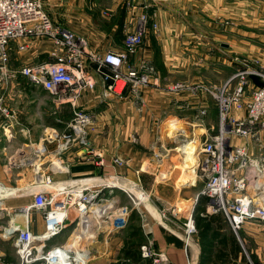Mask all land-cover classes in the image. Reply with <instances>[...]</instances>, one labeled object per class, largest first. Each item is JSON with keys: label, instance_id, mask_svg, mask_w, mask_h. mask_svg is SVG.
Here are the masks:
<instances>
[{"label": "built area", "instance_id": "built-area-1", "mask_svg": "<svg viewBox=\"0 0 264 264\" xmlns=\"http://www.w3.org/2000/svg\"><path fill=\"white\" fill-rule=\"evenodd\" d=\"M148 20L147 15L141 17L137 28L126 34L122 49L93 51L88 48L83 36L55 23L44 10L42 0H0V86H8L18 75H22L35 87L47 91L56 109L68 104L73 109V115L64 123L63 130L50 127L38 141L32 140L27 133L28 141L18 147L5 163L10 172L13 168L30 164L34 166L36 176L40 174L38 177H42L41 181L45 183L44 189L29 192L32 203L24 206L27 213L26 217L22 216L25 226L16 224L20 219H12L16 228L8 236L4 234L10 222L7 227L3 226L4 232L1 235L14 241L18 254L16 264H63L64 259L69 260L71 264L82 261L81 252L86 249L68 246L69 235L59 244L49 247L48 242L71 225L82 227L83 219L97 201L103 200L105 191L113 193L115 188L122 185L101 181L87 182L99 177L114 178L105 175L57 183L52 174L56 169L52 157L59 156L57 160L61 166L64 164L63 154L71 149L79 151L80 157L84 156V153L98 155L90 138V131L97 122V114L78 105V100L84 92L95 89L98 83H101L105 96L122 97L128 90L129 95L141 100L142 87L158 84L153 81L157 69L152 61L144 59L139 64L131 61L132 55L144 44ZM153 28L157 30L158 25L154 23ZM24 38L31 42L51 40L58 47V51L49 53V60L13 69L10 66L13 43ZM28 46L29 43H24L19 45V48L22 50ZM252 76L261 77L263 84L256 86L251 80ZM186 90L194 94H209L219 110L218 134L205 138L197 136L199 140L187 136L185 132L176 135L189 138H182L187 141L182 142L180 146L197 141L196 145L193 144L196 161L192 168L196 173L195 182L203 180L204 183L198 197H207L209 205L206 212L221 213L234 233L243 241L240 235L242 230L247 226L264 223V75L256 70L239 68L222 84L208 86L176 82L168 86V91L174 97ZM207 114L206 107L200 108L198 123L202 124ZM0 115L6 119L1 126L6 140L11 142L18 134L16 126L19 121L16 112L5 105L3 94H0ZM235 137H238L237 141ZM242 140L247 144H239ZM12 143L5 149L10 148ZM251 143L257 148L255 153L250 150ZM52 144L57 145L56 151L52 152ZM180 146L174 148L163 145L162 148L154 150L156 168L159 169L174 151L181 152L185 157ZM17 155L21 156L17 158ZM116 162L123 166L127 160L119 158ZM97 163L103 165L105 161L100 157ZM0 184H3L1 174ZM134 186L135 183L126 188L132 199ZM136 186L142 189L143 194L146 193L143 186ZM196 201L188 216H185L184 222L178 223L180 211L177 209L171 214L177 217L173 225L185 229V234L188 231L190 236L197 232ZM32 209L41 213L44 227L42 231H34ZM167 214L166 211L161 214V224L165 228L170 227L165 220L169 219ZM172 219L170 217L171 222ZM185 242L187 244V241ZM140 252L144 264H175L165 251L154 248L151 238L141 246ZM2 256L0 255V261Z\"/></svg>", "mask_w": 264, "mask_h": 264}, {"label": "crops", "instance_id": "crops-1", "mask_svg": "<svg viewBox=\"0 0 264 264\" xmlns=\"http://www.w3.org/2000/svg\"><path fill=\"white\" fill-rule=\"evenodd\" d=\"M53 5L58 9L49 7ZM44 8L57 24L83 36L90 50L102 52L122 49L126 34L137 28L143 15H148L144 44L132 55L131 61L139 64L148 59L157 69L153 81L158 84L142 87L141 100L129 95L127 90L122 97L111 95L108 104L102 98L104 88L101 83L82 94L78 100L79 107L97 114L95 126L98 125V128L92 127L90 138L93 139L95 151L105 163H97L100 158L97 154L91 156L84 153L80 157L79 151L71 149L63 154L64 164L56 166L52 173L57 183L97 175L113 176L129 183L138 179V173L141 179L152 176V190L158 193L161 182H176L174 176L179 174V170L175 175L171 172L168 177L162 176L165 166H173L170 157L157 169L152 156L153 150L160 149L158 145L169 141L164 137L166 126L171 121H176L181 129L172 134L199 133L200 137L205 138L216 134L219 118L212 97L187 90L174 97L168 91L169 84L183 82L193 85L204 83V80L222 84L231 77L233 68L227 55L231 51L226 48L227 45H223L224 41H231L232 48L242 52L244 48L254 49L257 44H264L261 32L247 31L250 29L248 26L253 27L252 30H261L262 25L258 23L264 20V0H44ZM230 15L238 21V26L225 27L224 21ZM248 22L251 24L248 25ZM154 23L158 25L157 30L153 28ZM234 41L237 42L236 45ZM215 42H220L219 46L224 47L226 52ZM24 43H29V46L20 50L19 45ZM53 51H58V47L51 40L31 42L24 38L15 41L10 66L19 69L28 64L49 60V53ZM0 94L4 95L5 105L16 112L19 121L16 130L20 142L28 139L27 133L32 140L38 141L48 128L60 127L56 123L58 118L55 117V106L49 93L32 85L25 76L18 75L8 86H0ZM202 107H207L208 114L200 124L196 122V115ZM71 109L68 104L61 112L72 111ZM67 121L63 120L64 123ZM167 121L169 123L166 125ZM2 129L0 123V131ZM11 142V147L19 145H14V140ZM181 155V165L188 168L187 178L181 180L184 184L190 178H195L196 173ZM119 158L126 159L127 163L119 165L116 162ZM33 172L29 177L30 182H33V178L36 179ZM203 185V180L184 187L176 185L175 192L193 203ZM116 197H119L118 193ZM143 217V233L152 236L156 246L165 251L175 264H255L253 257L259 264H264V223L245 228L243 241H239L242 250L232 256L229 246H220L218 239L213 242L210 240V243L208 239V245L205 246L199 233L187 245L177 235L176 237L166 232L159 221L149 219L147 215ZM180 220L182 221V217ZM43 228L39 223L38 229L34 226V231L39 232ZM222 230L227 238L234 234L227 224ZM220 251L226 253L223 258L219 256Z\"/></svg>", "mask_w": 264, "mask_h": 264}, {"label": "rangeland", "instance_id": "rangeland-1", "mask_svg": "<svg viewBox=\"0 0 264 264\" xmlns=\"http://www.w3.org/2000/svg\"><path fill=\"white\" fill-rule=\"evenodd\" d=\"M42 1H43V7H44V0H42ZM52 4H55V3H52ZM49 7H51L54 10L58 9V7H56L54 5L49 6ZM44 10H45V8H44ZM262 12L264 14V8H263ZM46 13L48 14V12H46ZM232 16L233 15L228 16V18L224 21L225 27L226 26L234 27V26L239 25L238 21L234 20V18ZM250 24H251V22H248V25H250ZM258 25H262L261 30L259 28L252 30L253 27L248 26V28L250 27V29H247V31L249 33L259 31V32H261V34L264 35V20L259 22ZM215 43L217 46L220 45L219 44L220 42L219 43L215 42ZM233 43H234V45L237 44V42H235V41ZM231 44H232L231 41H228V42L224 41L223 42V45L224 46L227 45L226 48H230V51H231L230 53H227L228 57L230 58V61H232V67L233 68L231 71V76L239 68H244L245 70H256V71L261 72L264 75V44L259 45L256 43L257 45H256V47H254V49L244 48V49H242L243 52L240 50L239 51L234 50L232 48ZM219 47L223 52H226V49L224 47H221V46H219ZM233 65H235V66H233ZM257 77H259V76H257ZM259 78L261 79V77H259ZM261 81H262L261 84H258V85L255 84V85L261 86L263 84V80L261 79ZM199 84H204V85H208V86L209 85H215L214 83H209V81H206V80H204V83H199ZM248 93H250V92L248 91ZM207 96L211 97V96H209V94ZM110 97L111 96H105L104 94L102 96L104 102H107L108 104L110 102ZM13 99H15V97ZM137 101H139V100H137ZM53 103H54V101H53ZM54 106H56L55 103H54ZM64 106H62L58 109H56V107H55V109H54L55 117L58 118V119H56L57 120L56 123L60 124L59 125L60 127H58V128L62 129V130L65 127L63 120L67 121L69 118L71 119V117L73 115V109H71L72 111H68V112L62 111L61 112V110H62V108H64ZM104 106H106V105L104 104ZM216 107H217V105H216ZM217 109H218V107H217ZM56 110H57V112H56ZM198 113H199V111H198ZM198 113H197V115H198ZM197 115H196V119H197L196 122H198V120H200L197 118ZM63 117H66V119ZM205 118H203V119L205 120ZM217 118H219V110H218ZM5 120L6 119L4 118V116L0 115L1 125H2V122ZM172 122L176 123V121H171L170 124L167 125V123H169V121L166 122V125H167L166 126V134H164V137H166V139H169V141L166 140L165 143H161L160 145H158L159 148H162L163 145L176 148V147H179L182 144V142H186L189 139L186 136L181 137V136H176L178 134H172V131H170L171 130L170 125ZM95 125L96 124H94L93 129L98 128V125L97 126H95ZM61 126H63V127L61 128ZM178 127L179 128H177V130L181 129V125H178ZM219 129L220 128H219V123H218L216 134L219 133V131H220ZM93 131L95 132V130H93ZM2 132H3V129L0 131V158H1L0 159L1 160L0 161L1 162L0 174H1V181L4 182L6 187L18 188V189H21V191H20V195L9 196L7 198H4V202H5V206L3 207V209H4L3 215L4 216L2 215L0 217V255H3L1 258V261H0V264H13V263L16 264L18 262V254H17L16 247L14 245V241H13V239H6L1 235L4 232L3 226L7 227L9 225L11 215L13 213H16L15 210H19L22 207L30 205L32 203V196L29 195V192L31 190L32 191H38V190L44 189L45 183H43L42 181L37 182V179H35V178L32 179L33 182L29 181V177L31 176L32 171L35 172L34 166H32L30 164H26L25 166L22 165L21 167L15 168V169L13 168L12 172L8 171L9 167H5V163L7 162L8 158L15 153V151L18 147H20L22 144L26 143L28 141V139H26L25 142L21 141L22 142L21 143L19 141V136L17 134V136H15L16 138H14V141H15L14 145H16V143L19 145L18 146H12L6 150L5 148L8 147L9 143H11V142L6 140V137H5L4 133H2ZM185 134L189 137L190 136L195 137L194 139L199 140V138L197 137V136H200L199 133H195V134L185 133ZM172 136H174L175 138H173ZM179 137H180V139H179ZM182 138L187 139V140H182ZM237 138L238 137H235L236 141H237ZM91 141H93V139H91ZM236 141H234V143H236ZM263 142H264V138H263ZM242 143L247 144L243 140H242V142L240 141L239 144H242ZM52 145H53V147L51 148L52 152L56 151L57 145L56 144H52ZM254 149H255V146L253 143H251L250 144V150L252 152L254 151V153H255L257 151V148L255 150ZM250 150H249V152L252 153ZM153 152H154V150L152 151V156L154 154ZM58 157L52 158L55 163L58 162V160H57ZM169 157L173 161V166H170V168H167L165 166L164 169L162 170V176L168 177L171 172H174L172 175H175L177 173V171L179 170V172H178L179 174H176L174 176V177H176V182H173V180H171V182H161L159 184V186H160V188L158 189L159 192L155 193L152 190V185L154 184V182L152 180V176L146 177V179H141V178H139V175L137 173L138 179L131 181L129 183L121 181L122 186H119L120 188H115L114 189L115 191L113 193H109L108 191H105V194L103 196V200L97 201L94 204V205H105V206L107 205V208H106V210H104L105 212L102 211L103 215L99 218L102 220L101 224H104L105 226H101V225H98L96 223L98 225V226L96 225V231H98L97 236L95 239L90 240L89 243L87 242L86 248H88L90 250V252L92 251L91 252V260H90L89 264H144V262L141 261V259H139V257L141 256L140 249H141V246L148 241V238H151L153 240L154 248L156 250H160L156 246L155 239L152 236L151 237L146 236L143 233L142 219L144 218L143 216H145V215H147V217L149 219L151 218L152 220H156V221H159L160 223H162L163 221L161 220V214H163V212L166 211L168 213L167 216H169V219H165V220L170 225V227H168V228L164 227L166 232H168L174 236L177 235L181 239L186 240L185 229L178 228L175 225H173L174 221L177 220V217L174 215H171L172 211L175 209L180 211V214L178 215V217H182V222H184L185 216H188V212L192 208L193 203L197 200L196 201V207H197V206H199L201 201L199 200L200 197H197L195 199V201H193V203H192V201H186L182 196H178L177 192H175L176 185L178 187H184L185 185H189V184L196 183V182H195V179L193 181L191 178V180H189L188 184H182L181 183V180L183 178H187V173H188V171H187L188 168H184L183 165H181V163H180V161L183 160L181 152L178 153V152L174 151V153ZM166 169H167V171H166ZM60 171H61V169H60ZM26 177H28V180L26 179ZM75 179H80V177L75 178ZM133 183H135V186H134L135 188H132V191H133L132 197H133L134 201L129 196L128 192L126 191V188H129L131 185H133ZM136 184L137 185L140 184L141 186H143V188H144L143 191H145L146 192L145 195L148 196L147 200H143L139 197L138 193H141L142 189L137 187ZM121 187H124V188H121ZM3 188L4 187L0 186V192H3V191H1V189H3ZM197 188H199V187H197ZM191 190H195V189H191ZM117 193L119 194V197H116ZM1 200L3 201V199H0V201ZM208 205H209V201H207V203H206V209H207ZM196 207H195V213H196ZM31 211L33 214L32 224H34L35 228L38 229L39 223L41 224V226H43V218L41 216V213L38 210L32 209ZM170 217L173 218L172 222L170 221ZM121 220H124V221L120 222ZM180 222H181V220L179 219L178 223H180ZM106 225H109L110 227H108ZM71 226H69V229H66L62 234H60L56 238H53L52 240H50L48 242V246L50 247V246H53L55 244H59V243L63 242L67 238L71 229L75 225H71ZM196 228H197V232H195L191 235V240L193 239L192 237L194 235H198L200 233V229L197 227V225H196ZM243 231L244 230H242L240 233L242 238L244 236ZM183 234H184V236H182ZM238 240L240 241L239 238H238ZM252 260L254 261V259H252Z\"/></svg>", "mask_w": 264, "mask_h": 264}, {"label": "bare ground", "instance_id": "bare-ground-1", "mask_svg": "<svg viewBox=\"0 0 264 264\" xmlns=\"http://www.w3.org/2000/svg\"><path fill=\"white\" fill-rule=\"evenodd\" d=\"M170 126H171L170 131H172V133L174 131H176L178 128L177 123H174V122H172ZM224 130H225V128H224ZM228 139H230V136H228ZM193 144L196 145L197 141L194 140L192 143H186L185 145L180 146V150L182 152H184V154L186 155L184 157L185 160L192 166L195 164V161H196V154H195V150H194L195 148L193 147ZM19 156H21V155H17V158H19ZM52 158H54V157H52ZM54 165L56 167L59 165V163L57 162ZM38 175H40V174H37V176H36V173H35V177L37 179V182L41 181V179H42V177H40V176L38 177ZM195 178H192V180L194 181ZM189 180H191V178ZM98 181L106 182V183L111 184V185H122V182L120 180H117L116 178H110V177L107 179L104 177H101V178L99 177L97 180L91 179L87 182L88 183H96ZM188 182L189 181H185L183 183L188 184ZM2 183L3 184H0V186H2L4 188L1 189V191H3V192H0V199H3V201L2 200L0 201V217L4 214V211H3L4 210L3 207L5 206L4 198H7L9 196L20 195V191H21V189H18V188H11V187L7 188L4 185V182H2ZM138 195L141 199L147 200V196L145 194H143L142 192L138 193ZM92 208L93 209L91 210V212L88 215H86V217L83 219L84 222L82 221V227L78 228L77 226H74L69 233L70 239L68 241V246L72 245V246H75V248L77 247V248H83L84 250L86 249V251L81 252V254L83 255L82 261L77 263V264H89L90 263L92 251L90 252V250L88 248H86L87 242L89 243L90 240H93L96 238L97 233H98V231H96V225L97 224L101 225V226H105L104 224H101L102 220L99 218L103 215L102 211L106 210L107 205L106 206L105 205H94V206H92ZM25 209H26V207H22L19 210H15L16 213H13L11 215L10 226L7 228V232L4 234L5 236H8V234H10L16 228L15 227L16 225L13 223L12 219L24 220V218L22 216L26 217V215H27V213H25L26 211H24ZM123 221L124 220H121L120 222H123ZM106 226L110 227L109 225H106ZM182 236H184V234ZM185 238H186L185 241H187V245L192 243L191 242V236L188 234V231H187V234H185ZM56 263H58V262H56ZM62 263L63 264H71V262L69 260L67 261V259H64L62 261ZM72 264H74V263H72Z\"/></svg>", "mask_w": 264, "mask_h": 264}, {"label": "trees", "instance_id": "trees-1", "mask_svg": "<svg viewBox=\"0 0 264 264\" xmlns=\"http://www.w3.org/2000/svg\"><path fill=\"white\" fill-rule=\"evenodd\" d=\"M251 80L257 85L262 83L261 79L257 76H252ZM199 200L201 202L199 206L196 207L195 221L197 227L200 229V235L204 243L206 244L205 246L208 245L206 243L208 239H209L208 242L210 240H212L213 242L216 239H218V243L220 244V246L223 247L224 245L226 246L228 245L230 248L229 253H231L232 256H236L238 252L242 250V246L237 236L234 235L235 233L234 234L232 233L228 238L223 233L222 229H224V226L226 224L229 225L228 221L221 213L209 214L206 212V203L208 201L207 197L201 196ZM211 245L212 243L210 244V246ZM225 254H226L225 252L220 251V255H219L220 258H223ZM139 259L141 258L139 257ZM253 259L255 264H259L255 257H253Z\"/></svg>", "mask_w": 264, "mask_h": 264}, {"label": "water", "instance_id": "water-1", "mask_svg": "<svg viewBox=\"0 0 264 264\" xmlns=\"http://www.w3.org/2000/svg\"><path fill=\"white\" fill-rule=\"evenodd\" d=\"M16 224H17V225L20 224L22 227H24V226H25V221H23V220H18Z\"/></svg>", "mask_w": 264, "mask_h": 264}]
</instances>
